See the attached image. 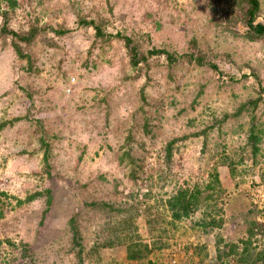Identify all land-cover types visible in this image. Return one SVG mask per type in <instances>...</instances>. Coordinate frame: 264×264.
<instances>
[{"label":"rangeland","instance_id":"374dc122","mask_svg":"<svg viewBox=\"0 0 264 264\" xmlns=\"http://www.w3.org/2000/svg\"><path fill=\"white\" fill-rule=\"evenodd\" d=\"M16 2L9 9L0 0L10 27L40 30L21 42L30 59L0 35V264H237L236 253L216 258L231 244L242 247L250 209L264 222V101L248 103L264 86V36L237 35L245 26L227 25L223 0ZM82 15L178 60L153 55L149 66L133 68L125 41L97 37L78 22ZM191 52L218 69L198 65ZM128 150L134 162L120 160ZM216 170L225 191L206 209L212 215L202 206L174 219L166 200L181 187L206 185ZM213 216L221 225H202ZM128 235L153 246L149 259L127 260ZM253 240L264 247V234Z\"/></svg>","mask_w":264,"mask_h":264},{"label":"trees","instance_id":"16d2710c","mask_svg":"<svg viewBox=\"0 0 264 264\" xmlns=\"http://www.w3.org/2000/svg\"><path fill=\"white\" fill-rule=\"evenodd\" d=\"M8 3L9 9H14L16 7V0H6ZM226 2V8L224 9L225 13L224 15V21L227 23V25L233 26L234 24L240 22L245 26L244 30L236 31L235 33L237 35H242L249 41H256L258 38H262L264 36V23L257 21L258 16L260 14V1L259 0H223V2ZM234 8V9H233ZM238 9V10H235ZM238 12V13H237ZM0 16L3 17V24L0 29V35L11 36V42L13 44V47L17 54L22 58L30 59V56L23 51V48L21 46V42L30 43L33 41V39L36 37L37 33L39 32L40 28L38 26H31L30 29L26 32H20L17 30H14L10 27V12L9 10H0ZM82 26H91L95 30V35L97 37H111L115 36L119 39H122L125 41V45L128 49V52L130 54V63L133 66V68L141 69V66L143 64L149 66V59L153 55H166L167 59L170 63H174L178 60V57L175 53L167 50L164 47H153L152 49H146L144 50L142 46L133 38L132 36L127 35L123 32H117L116 34H110L107 32V25L108 21L104 18L97 17V18H90L88 19L87 16H80L78 21ZM52 30L58 34H64L69 31V29H63L58 27L51 26ZM192 53L189 54V56L192 59H195L198 65H209L214 69H218V66L211 61L206 60V56L201 54ZM191 60V59H190ZM143 69V68H142ZM148 69V67H147ZM139 73L137 76L130 77L137 78L139 77ZM264 86L260 90V95L256 97L255 99L250 100L248 103L251 105V107L256 108L259 104V102L264 101ZM141 97L143 101H146V95L144 93V89L141 91ZM247 107V104L244 103L242 105V109H245ZM264 125V120H263ZM4 126V123L0 124V128ZM148 123L146 124V131L149 132L150 129L148 128ZM263 131V130H261ZM259 137V134H256L255 132V125L253 124L251 127V132L249 134V141L251 142V148L254 155L258 152L259 148L257 146V140ZM131 138V137H130ZM179 138H173L170 140L166 146V158L169 161L172 157L173 153V147L175 143L178 141ZM131 151V150H130ZM130 151H126L125 153L120 156V160L124 161V157H127L132 162H134L135 158L131 156ZM126 155V156H124ZM235 174L236 172L233 170L232 172ZM134 175V174H132ZM223 192L225 191L224 188H222V182L220 179V173L216 170L214 173L211 174L210 180L208 183L204 186H201L199 184L194 185L193 187H181L179 188L175 194L170 196L166 200V206L168 210L172 213V216L174 219L181 220L183 217H188L191 214H193L195 211H197L200 207H204V216L212 215V213L209 214L208 207H210L211 203L213 202L215 198V193ZM48 196V208L52 205L53 196L51 195V192L49 191ZM43 195V193L37 192L34 194H31L27 196L25 199H18V203L22 204L23 202L31 201L32 199ZM48 208L46 211H48ZM259 210L257 209H250L246 214H244L243 218L245 220H249V218H253L254 220H249L248 222V228H247V235L244 239H241V245L242 247L237 248L238 246L236 244H231L229 246V252L220 251L217 258L218 260H222L225 256H228L230 254H235L237 256V264H264V247L261 249H258V246H253L254 237L256 235H262L264 234V222L259 221L256 219V214ZM262 215H264V209L260 211ZM76 220V217L73 216L71 218V223L74 224ZM201 222L203 226H217L221 225L220 221L216 216H213L210 218V220H206ZM123 224L127 223L122 222ZM121 243H125L127 247V260L129 262L131 261H137L142 262L146 259H149L150 255L154 253V248L151 246L150 243L144 242L140 238H134V236L128 235L125 240H121ZM264 245V244H263ZM164 245H161L163 247ZM159 247V248H161ZM199 247V246H198ZM190 248V247H189ZM203 249V247L199 248V250ZM202 251V250H201ZM148 264H152V261L149 260Z\"/></svg>","mask_w":264,"mask_h":264}]
</instances>
